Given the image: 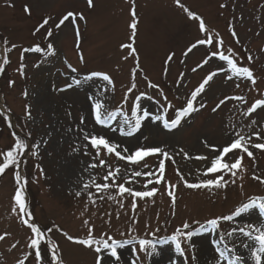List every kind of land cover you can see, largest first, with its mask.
I'll use <instances>...</instances> for the list:
<instances>
[{
	"label": "rangeland",
	"instance_id": "374dc122",
	"mask_svg": "<svg viewBox=\"0 0 264 264\" xmlns=\"http://www.w3.org/2000/svg\"><path fill=\"white\" fill-rule=\"evenodd\" d=\"M190 10L200 14L206 21L210 30L218 32L224 40L225 51L232 48L239 54L241 65L247 66V55L251 53L253 61L251 67L257 78L255 89L248 80L233 78L230 75L219 73L206 86V91L197 98L205 103V107L190 114L181 121L177 129L167 130L162 121H156L151 117L143 122L142 128L135 135L121 136L119 131L110 132L108 129L95 124L90 111L89 96L96 97L105 87L104 100L108 109L115 110L120 106L127 88L131 84V71L135 67V59L129 56L128 48H121L122 44L130 42L131 30L129 25L132 21L131 9L133 0H93L94 6L89 8L87 0H0V59L3 57V40L17 45L8 53L10 63L0 73V99L3 101L0 112L10 110L8 116L14 124V129L9 128L0 114V150L7 149L13 143L12 133L25 138L29 145L41 143L39 155L33 157L31 148L25 149L22 157V174L27 177L26 187L27 202L33 216L42 230L58 225L64 232L74 237L86 235V229L82 227L84 218H91L95 223V232L108 229L105 221L108 213H111L110 234L119 238V233H128V226L135 217L138 223L134 225L139 237H144L147 231L159 228L156 238L170 236L177 227L187 221L192 228L198 227L193 221L204 224L206 220L220 215L230 214L235 207L251 196H264V184L252 179L253 173L264 177V151L253 150L255 162L244 155L246 171L242 179L238 173L235 184H229L225 189L194 190L179 182L176 174L177 168L190 182H195L197 169H202L204 161L185 159L176 152L183 148L191 157L197 155H214L203 143L223 145L231 137L229 127L248 124L255 119L259 124H264V110L258 109L251 117L241 115L257 98L264 93V0H181ZM136 15L138 17L135 47L139 54L140 66L144 74L153 83H158L164 94L172 101L176 108L181 107L191 92L202 82L204 77L217 67H225L226 64L218 57H211L215 50L214 45H198L188 55H184L187 48L197 39H204L205 34L198 30V22L188 18L182 8L175 4V0H134ZM226 7L221 8L220 5ZM27 5L30 14L25 13ZM69 11L82 13L84 20L77 19L71 23V18L55 27L60 19ZM45 17H51L49 24L34 34L35 29L42 23ZM235 26L239 37V43L229 32V22ZM79 28V47H77L76 29ZM48 30L53 35L45 39ZM52 43L55 55L45 57L43 53H24L25 75L21 76L17 69L21 63V51L23 48L34 47L39 44L46 48ZM83 54L85 62L81 63L79 55ZM170 53H175L174 58L167 64L168 71L165 73V61ZM225 54H228L225 51ZM128 57L127 60L123 59ZM209 63L197 68L204 59L209 58ZM71 63L78 69L77 73H71L67 64ZM39 64L38 67L34 66ZM196 68V71H192ZM91 71H106L113 80V85H107L102 78L84 80L79 86H74L64 92L56 91L70 83V76L83 78ZM183 73V77H181ZM9 81H14L10 86ZM179 81V83H177ZM137 89L129 95L125 111L131 115L130 108L135 96L141 91L147 92L142 98V107L147 109L154 117L162 112L161 104H164L158 89L147 87L146 81L140 72L136 74ZM240 87L237 88L236 84ZM55 86V88L53 87ZM27 90L28 95L23 93ZM243 95L248 105L238 101H226L217 111L212 109L224 96ZM150 97V98H149ZM159 101V102H158ZM30 106L31 119L25 114V106ZM69 113H71L69 115ZM81 115L86 117L85 123L80 122ZM175 116V108L169 109L167 118ZM123 117L118 115L112 122L113 128L121 125ZM79 128L95 133H107L116 142H122L130 150L140 144L165 146L174 156L175 164L166 161V179L177 183L175 209L171 206V199L166 194V186L150 185L158 187L159 192L155 197L137 199V208L132 210V198L125 194L124 207L120 208L115 201L97 199L92 205L87 201V194L79 198L75 192L81 189L82 184L91 176L96 177L97 183H103L106 175L105 167L88 168L93 163L94 150L89 146V155L84 154L82 145L84 141ZM255 130V129H253ZM247 131V129H245ZM31 133L29 136L28 134ZM147 137L145 140L144 138ZM47 140V144L43 141ZM258 142V141H257ZM79 147V151H73ZM101 158L106 159L112 168L121 169V179L117 183H123L131 170L150 171L158 167V157H149L145 161L150 167L145 169L143 164L133 166L126 161L117 159L114 155H106L102 152ZM98 163V160L95 161ZM39 164L44 174L35 167ZM191 174V175H189ZM200 179L205 177L201 176ZM211 178V177H209ZM231 179V177H225ZM147 178L137 177L135 182L126 184L137 191H144ZM179 182V183H178ZM111 183V181H109ZM16 188L14 170H9L0 176V234L11 233L4 241H0V264H16V260L22 257L26 248L29 229L21 224L17 216L12 213L13 195ZM89 191L95 192L94 188ZM108 195H116L112 189ZM117 199H120L117 197ZM88 203V211L84 217L80 213L84 211ZM174 211V215H173ZM119 212V219H117ZM251 214H243L241 222L264 224V214H257L258 209ZM252 222V221H251ZM146 225L148 226L146 228ZM234 226L233 222H221L216 230H209L193 239L195 249H188L185 245L184 254H181L172 241L158 244L160 254L154 256L151 264H214V245L211 241L220 239L226 230ZM207 227V225H206ZM53 242L60 246L65 264H94V253L81 245L66 239L61 231L53 230L46 233ZM245 238L240 237V240ZM16 240L20 244L11 248ZM240 240L227 241L231 248L235 243V253L245 256L247 251L240 246ZM221 242L220 246L223 247ZM205 245L206 252L200 249ZM195 255V259H193ZM133 258L132 254L124 250V264ZM31 264H35L31 259ZM44 264H48L47 257ZM145 264H149L145 260ZM224 264V262H222Z\"/></svg>",
	"mask_w": 264,
	"mask_h": 264
},
{
	"label": "snow or ice",
	"instance_id": "6c2138e0",
	"mask_svg": "<svg viewBox=\"0 0 264 264\" xmlns=\"http://www.w3.org/2000/svg\"><path fill=\"white\" fill-rule=\"evenodd\" d=\"M89 8L93 7V0H87ZM175 4L182 8L186 13L189 19L198 22V30L201 33L205 34L204 39H197L195 43H192L184 53L188 55L193 49L197 48L198 45H214L215 50L211 52V57H218L220 61L225 62V67H217L216 70L210 71L202 80V82L191 92L190 96L186 99L185 103L176 108L171 100L168 99V96L164 94L162 88L158 83H153L148 79L147 75L144 74V70L140 66V58L135 47V39L137 34V24L138 17L136 15L135 3L133 0V7L131 9L132 21L129 25L131 30V35L129 37L130 42L127 44H122L121 48L129 49V56L134 57L135 67L131 71V84L127 88L123 100L119 107L115 110H109L106 106L104 100V93L108 91V88L105 87L96 97L89 96L90 101V111L93 116L94 122L97 125L102 126L103 128L108 129L110 132L119 131L121 136L131 137L139 132L142 128V124L148 118H152L156 121H162L163 127L167 130L177 129L181 125V121L188 117L190 114L203 109L206 105L203 102H199L197 106V98L201 96L202 93L206 91V86L210 85V82L213 81L219 73L230 72V75H227V79L232 81L233 78L248 80L251 82L253 89L257 84V78L254 73V70L250 66L253 61V56L251 53H248L247 60L248 65L244 66L239 63L241 57L236 53L232 48H227L225 51L228 54H225V51L220 49L224 48V40L220 37L218 32L210 30L209 26L206 24L205 19L202 15L190 10L186 5H184L181 0H175ZM221 8L226 7L225 4L220 5ZM25 13L30 14V9L27 5L24 8ZM71 18V23L75 24L77 19L84 20L82 13H74L72 11L67 12L55 25L57 29L64 25L66 21H69ZM51 17H45L42 23L35 29L34 34L39 32L42 28L49 24ZM229 32L232 37L236 40V43H239V37L235 31L234 24L229 22ZM53 35L52 30H48L45 39ZM77 35V47H79V28L76 29ZM17 47L16 44L10 43L7 39L3 40V57L0 59V73L5 70V66L10 63L8 53ZM264 50V49H262ZM55 48L52 43H48L46 48H41L39 44L34 47L23 48L21 51V63L17 69L18 73L21 76L25 75L24 69L25 64L23 63L24 53L26 52H37L43 53L45 57L55 55ZM175 53H170L167 56L165 61V73H167L168 68L167 64L173 60ZM123 59L127 60L128 57ZM209 58L203 60L201 64L197 65V68L202 67L205 64L209 63ZM79 60L81 63L85 62V58L81 53L79 55ZM36 67L39 64L34 65ZM67 68L71 73H77L78 69L74 67L71 63L67 64ZM192 71H196V68H193ZM140 72L143 79L147 83L148 88L158 89L159 94L162 97L164 104H161L162 112L160 114L152 117V114L142 107V98L147 96V92L141 91L138 95L135 96L132 101L130 112L131 115L125 111L124 106L128 104L129 95L137 89L136 83V74ZM102 78L103 81L107 82V85H113V80L111 75L106 71H91L87 76L83 78H77V76H70V83L65 84L63 87L56 89V91L64 92L68 89H72L74 86H79L83 83L84 80H89L92 78ZM183 77V73H181ZM14 81H9L11 86ZM179 83V81H177ZM55 88V86H53ZM236 87L239 88L240 85L237 83ZM26 97L28 95L27 90L23 93ZM264 97V93L261 94ZM150 98V97H149ZM238 101L241 104L248 105V101L243 95L235 96H224L223 99H220L216 106L212 109L213 112L217 111L226 101ZM159 102V101H158ZM175 108V116L172 119L167 118V113L169 109ZM258 109L264 110V98H257L251 102L250 106L246 107V111H243L241 115L245 118H249L253 113H256ZM10 110H5L0 112L4 116V119L9 128L13 127V124L8 116ZM25 114L28 119H31L30 106H25ZM71 113H69L70 115ZM120 115L123 117L121 125L118 128L112 127V122L117 119V116ZM86 117L81 115L80 122L83 125L85 123ZM247 129V131H245ZM255 129V130H253ZM79 131L83 135L84 141L87 143L83 144V150L85 155H89L88 148L94 150L95 155L92 156L93 163L89 164L88 168L84 171L88 172L89 169H95L97 167H105L107 169L106 175L103 176V183H97L96 177L91 176L88 181H85L81 189L75 192V196L79 198L82 194H87V201L92 205L96 204L97 199L104 200L105 195L108 200L115 201L120 208L124 207V198L125 194L132 198L131 208L133 211L137 208V199L152 198L155 197L158 192V187H149L150 185H160L161 183L166 186V194L171 199V206L175 209L176 204V189L178 187L177 183H172L166 179V161H171L175 164L174 156L167 150L165 146L160 145H147L140 144L134 149L130 150L127 146H124L122 142H116L111 138L107 133H95L85 131L84 128H79ZM229 134L231 139L223 145L209 144L207 140H204L203 143L210 151L214 154L212 156L208 155H197L195 157L189 156L183 148L179 149L176 152V155H183L185 159H196L199 161H204V166L202 169H197L196 180L195 182H190L185 178V175L182 174L177 168L176 174L179 177V182H182L186 188L194 190H209L214 189H225L227 186L236 183V177L238 173L241 174L240 178L242 179L243 172L246 171V166L244 165V155L246 154L248 158L252 159L255 162V156L253 150L264 151V124H259L255 119H251L248 124H243L237 127L236 125H231L229 127ZM14 140L13 143L7 148V150H0V176L6 174L9 170H14V180L16 188L14 191L12 213L17 216L18 221L26 226L30 234L27 237L26 248L31 251H25L22 254V257L16 260V264H31V259H34L35 264H44L45 258L48 259V264H65L63 260L62 253L60 251V246L58 243L53 242L46 233H51L53 230L61 231L62 234L66 237L67 240L81 245L84 248L91 250L94 253V264H124L123 260V251H129L133 258L128 261V264H145V260L151 264V260L154 256L160 254V249H158V244H164L166 241H172L175 243L176 249L184 254L185 245L188 249H195L196 245L193 243L195 237L200 236L202 233L211 230H216L220 227L221 222H233L234 226L230 227L229 230H226L223 235L220 236L219 240L211 241L214 245V264H264V224H254L252 222H241L240 218L243 214H251V211L259 210L257 214H264V196H251L247 198V202L241 203L239 206L235 207L230 214L220 215L212 219H208L204 224H201L199 221H193V224L198 225L196 228H192L187 221H185L180 227H177L175 231L167 237L156 238V234L160 231L159 228H156L152 231H147L144 237H139L133 233L136 232L134 227L138 223V220L133 217L132 223L128 226V233L131 235H126L124 232L119 233V238L110 234L111 228V213H108V219L105 223L108 225V229L100 232L98 235L95 232V223L89 218H84L82 220V227L86 229V235L83 237L72 236L67 232H64L58 225L53 224L52 227H49L45 230H42L41 226L36 222L32 211L27 202L26 187L28 184L27 177L22 174L21 164L22 157L24 156L25 149L31 148V155L36 157L39 155V149L41 143L37 142L35 144L29 145L25 139L17 136L15 133H12ZM29 136L31 133L28 134ZM145 140L147 137L144 138ZM258 141V142H257ZM43 144H47V140L43 141ZM80 148H74L73 151H79ZM102 152L106 155H114L117 159L126 161L128 164L133 166H139L143 164L145 169L150 166L145 162L149 157H158V167H155L154 170L142 171V170H131V175L127 176L123 183H117L118 179H121V169L119 167L112 168L106 161V159L101 158ZM98 160V163L95 161ZM35 167L39 169L40 174H44L43 168L36 164ZM191 175V174H189ZM205 177L200 179L199 177ZM231 177V179H226L225 177ZM145 177L147 178L144 184V191H137L132 187H126V184H131L135 182V178ZM211 177V178H209ZM252 179L259 181L264 184V177L253 173ZM111 181V183H109ZM178 182V183H179ZM90 188H94L95 192L89 191ZM116 190V195H108L112 190ZM104 193L105 195H97ZM119 197L120 199H117ZM88 203L85 204L84 211L80 213L81 217H84L88 211ZM173 211V215H174ZM117 219H119V212H117ZM207 225V227H206ZM148 226L146 225V228ZM11 233L4 232L0 234V241H4L9 237ZM240 237L245 239L240 240ZM229 240H240V246L245 248L248 252V256H242L235 253V243L232 247L228 246L227 241ZM221 242L223 247L220 246ZM20 244L19 240H16L15 243L11 244V248L15 249ZM195 259V255H193ZM171 264V262H170Z\"/></svg>",
	"mask_w": 264,
	"mask_h": 264
},
{
	"label": "bare ground",
	"instance_id": "6f19581e",
	"mask_svg": "<svg viewBox=\"0 0 264 264\" xmlns=\"http://www.w3.org/2000/svg\"><path fill=\"white\" fill-rule=\"evenodd\" d=\"M0 106L2 107V105L0 104ZM252 221V223H253V221L254 220H252V219H250V222ZM255 222V221H254ZM243 248V247H241V246H238V248ZM200 249L202 250V251H204V252H206V247H205V245H201L200 246ZM243 249H245V248H243ZM246 250V249H245ZM247 251V250H246ZM248 256V253H247V255H245V257H247Z\"/></svg>",
	"mask_w": 264,
	"mask_h": 264
},
{
	"label": "trees",
	"instance_id": "16d2710c",
	"mask_svg": "<svg viewBox=\"0 0 264 264\" xmlns=\"http://www.w3.org/2000/svg\"><path fill=\"white\" fill-rule=\"evenodd\" d=\"M1 89V88H0ZM13 136V135H12ZM18 136V135H17ZM19 137H21L22 139H25V138H23L22 136H19ZM13 139H14V137H13ZM5 150H7V149H5Z\"/></svg>",
	"mask_w": 264,
	"mask_h": 264
}]
</instances>
